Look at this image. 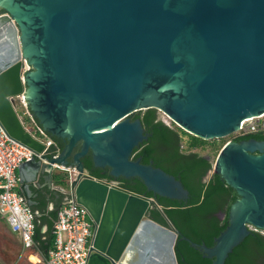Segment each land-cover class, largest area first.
I'll list each match as a JSON object with an SVG mask.
<instances>
[{
  "label": "water",
  "instance_id": "water-1",
  "mask_svg": "<svg viewBox=\"0 0 264 264\" xmlns=\"http://www.w3.org/2000/svg\"><path fill=\"white\" fill-rule=\"evenodd\" d=\"M0 9V123L13 140L42 152L13 107L24 94L43 130L65 143L55 159L18 166L26 205L41 194L33 190L38 175L50 185L53 165L73 167L69 191L95 225L87 264L95 256L101 264H177L179 232L147 217L153 200L94 178L81 159L90 153L112 176L187 200L175 177L130 160L146 138L130 116L155 109L208 141L262 115L264 0H0ZM250 151L251 142H228L202 181L218 173L240 197L212 248L191 243L212 264H224L252 228L264 231V154Z\"/></svg>",
  "mask_w": 264,
  "mask_h": 264
},
{
  "label": "trees",
  "instance_id": "trees-1",
  "mask_svg": "<svg viewBox=\"0 0 264 264\" xmlns=\"http://www.w3.org/2000/svg\"><path fill=\"white\" fill-rule=\"evenodd\" d=\"M0 12H3L2 9ZM134 119L140 121L144 133L148 136L133 151L134 159H138L143 165L151 163L154 168L175 177L188 192L187 200L155 195L148 191L138 178L120 177L115 180L107 175L101 176L99 170L93 169L90 156L82 159L84 169L96 179L116 183L120 189L153 200L154 205L148 211L147 217L159 225L179 232L174 246L177 264H212L214 258L206 257L203 250L193 248L191 243L212 248L215 239L229 224V211L232 205L240 199L237 191L218 173L212 172L207 182H202L213 168L210 155L202 152L207 147L219 151L224 144L202 140L172 122L168 125L162 118L160 119L155 109L139 111L134 115ZM237 134L231 141L239 143L252 138L264 140V132L245 136H239L240 132ZM51 138L61 151L65 143L55 137ZM59 179L60 185L66 187V176L60 174ZM56 217L57 209L42 218L48 225L45 240H41L38 219L36 217L34 219L33 240L43 260L53 245L52 228ZM224 264H264V231L252 228L250 234L234 247Z\"/></svg>",
  "mask_w": 264,
  "mask_h": 264
},
{
  "label": "built area",
  "instance_id": "built-area-1",
  "mask_svg": "<svg viewBox=\"0 0 264 264\" xmlns=\"http://www.w3.org/2000/svg\"><path fill=\"white\" fill-rule=\"evenodd\" d=\"M29 70L24 64L22 72ZM13 107L23 128L31 137L43 146L40 153L34 152L13 140L0 123V219L10 232L17 235L23 250H34V213L26 205L19 191L18 166L33 158L43 160L44 155L55 159L60 149L55 141L43 130L32 116L24 94L13 97ZM21 119L27 120V126ZM264 129V113L242 121L238 132H256ZM54 170L64 174L67 184L76 177L75 168L53 165ZM110 186L117 187L113 183ZM53 245L49 249L45 264H87L95 236V226L88 210L78 204L72 192L57 210L52 228Z\"/></svg>",
  "mask_w": 264,
  "mask_h": 264
},
{
  "label": "rangeland",
  "instance_id": "rangeland-1",
  "mask_svg": "<svg viewBox=\"0 0 264 264\" xmlns=\"http://www.w3.org/2000/svg\"><path fill=\"white\" fill-rule=\"evenodd\" d=\"M18 115H20V112H17ZM162 120H164L168 125H171V121L168 120L164 115H162ZM23 124L27 126V120L21 119ZM238 134L233 133L229 136H226L221 139H213L209 140V142H217V144H227L230 142L234 137H236ZM240 135V134H239ZM186 139H184L185 141ZM223 145V147H224ZM222 147V148H223ZM221 148V149H222ZM221 150H213L210 147H207V149L202 152V154H209L211 157V160L213 161V167L215 166L217 157L219 155ZM217 154V155H216ZM213 169V168H212ZM65 186L67 187L68 184L66 182ZM95 226V225H94ZM33 251V252H32ZM36 253L38 255V260L31 258L29 259L30 255L33 253ZM0 264H45V261L37 252V250H23L22 244L19 240V238L12 234L7 225L3 220L0 219Z\"/></svg>",
  "mask_w": 264,
  "mask_h": 264
},
{
  "label": "crops",
  "instance_id": "crops-1",
  "mask_svg": "<svg viewBox=\"0 0 264 264\" xmlns=\"http://www.w3.org/2000/svg\"><path fill=\"white\" fill-rule=\"evenodd\" d=\"M59 175L60 174L57 172H54L52 174L50 185H49V181L45 178L44 175L41 174L38 175L35 182L36 184L33 189V190H38L39 194L41 193L34 200L36 204L33 207H30L35 217L38 219L39 235L41 236V240H45L47 238V232H48V225L45 221H42V218L48 216L51 211L57 208L56 202L63 203L62 202L63 196H66L71 192L69 191V188L67 187L64 188L63 186L60 185L59 181L61 179L58 180ZM55 193H57L58 195L57 197L56 195H54ZM34 249L37 250V252H39L36 245H34ZM31 258L38 260V255L34 252L33 254L30 255L29 259L31 260Z\"/></svg>",
  "mask_w": 264,
  "mask_h": 264
},
{
  "label": "flooded vegetation",
  "instance_id": "flooded-vegetation-1",
  "mask_svg": "<svg viewBox=\"0 0 264 264\" xmlns=\"http://www.w3.org/2000/svg\"><path fill=\"white\" fill-rule=\"evenodd\" d=\"M3 11V10H2ZM4 13V11L3 12H0V15L1 14H3ZM158 112V116L160 117V119L162 118V116H161V112H159V111H157ZM136 113H134L133 115H131L130 116V120L131 121H134V120H136V119H134V115H135ZM163 115V114H162ZM142 130H143V128H142ZM260 132H264V129L263 130H258V131H256V132H250V133H247V132H242L239 136H245V135H252V134H257V133H260ZM142 135L144 136V137H146L145 139H143L141 142H139L134 148H133V150H132V152H131V155H130V160H133V161H139L138 159L136 160V159H134V155H133V151L139 146V144H141L143 141H145L146 139H147V135L144 133V130H143V133H142ZM230 142H233V141H230ZM243 142H251V153L253 154V155H259V154H264V140H256V139H249V140H246V141H241V142H239L238 144H240V143H243ZM78 150H80V146H79V144H77L76 145V147H75V151L76 152H78ZM86 156H90L91 157V154L90 153H88ZM86 156H84L83 158H85ZM82 158V159H83ZM82 159H81V161H82ZM91 162H92V158H91ZM151 164V163H150ZM82 165H83V163H82ZM92 167H93V169L94 170H99V175H101V176H109V177H112L113 179H115V180H117L118 178H120V177H123V176H112L111 174H110V168L109 167H107V166H105V167H96L94 164H93V162H92ZM153 167V166H152ZM85 170V169H84ZM86 171V170H85ZM87 172V171H86ZM123 178H125V177H123ZM130 178H136V177H128V178H126V179H130ZM114 184H116V183H114ZM66 198H67V195L66 196H64L63 198H62V202H64L65 200H66Z\"/></svg>",
  "mask_w": 264,
  "mask_h": 264
},
{
  "label": "bare ground",
  "instance_id": "bare-ground-1",
  "mask_svg": "<svg viewBox=\"0 0 264 264\" xmlns=\"http://www.w3.org/2000/svg\"><path fill=\"white\" fill-rule=\"evenodd\" d=\"M63 197H64V196H63ZM34 219H35V217H34ZM90 264H101L99 257H96V256H95V257L90 261Z\"/></svg>",
  "mask_w": 264,
  "mask_h": 264
},
{
  "label": "clouds",
  "instance_id": "clouds-1",
  "mask_svg": "<svg viewBox=\"0 0 264 264\" xmlns=\"http://www.w3.org/2000/svg\"><path fill=\"white\" fill-rule=\"evenodd\" d=\"M237 133V132H236ZM65 188V187H64ZM67 188H68V186H67ZM149 199V198H148ZM152 200V199H151ZM58 210V209H57Z\"/></svg>",
  "mask_w": 264,
  "mask_h": 264
}]
</instances>
